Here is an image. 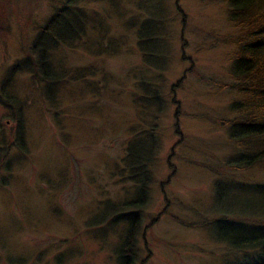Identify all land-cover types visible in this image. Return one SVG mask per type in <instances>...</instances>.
<instances>
[{"label":"rangeland","instance_id":"374dc122","mask_svg":"<svg viewBox=\"0 0 264 264\" xmlns=\"http://www.w3.org/2000/svg\"><path fill=\"white\" fill-rule=\"evenodd\" d=\"M62 1L0 0V145L12 143L15 117L24 135L0 171V264H118L120 216L132 212L137 263L253 264L257 249L224 240L227 223L264 224L252 189L264 185V158L238 168L247 151L227 133L244 98L230 76L238 30L227 1L79 0L81 33L48 51V100L31 47ZM146 15L156 33L145 52ZM151 136L140 202L121 162Z\"/></svg>","mask_w":264,"mask_h":264},{"label":"trees","instance_id":"16d2710c","mask_svg":"<svg viewBox=\"0 0 264 264\" xmlns=\"http://www.w3.org/2000/svg\"><path fill=\"white\" fill-rule=\"evenodd\" d=\"M226 1L228 21L238 30L236 37L229 40L232 44L237 45L230 67V76L235 81L236 92L244 96L243 100L236 101L230 107L235 116L229 121L227 133L228 138L238 147L246 149L247 152L238 155L236 161L239 164L238 168H245L261 162L264 158V0ZM77 3L79 0H63L61 6L53 12L42 29L38 31L32 43L31 51L35 58L34 67L39 73L40 80L45 82V96L48 100L53 98L51 83L55 79V72L48 60V51L57 43L74 40L81 33L80 30L85 25L86 16L80 10L78 11ZM146 19L145 26L137 22L140 26L139 34L142 36L140 41L142 50L146 43L152 44L156 33L153 28L156 19L152 15H146ZM154 90L157 91V89ZM157 95L156 92H153L155 99ZM15 118L12 143L0 145V171L3 170L7 174H9L10 164L9 160L4 158L9 156L11 147L18 148L21 153L23 151V127L20 119ZM142 138H135L132 143L128 144L121 162L131 174L130 180L138 187L140 202L144 201L146 196L149 182L147 166L154 148L152 136L147 140ZM139 141L146 143L145 150ZM0 180L1 183L4 182V178L0 177ZM221 187L224 189V186ZM221 187L216 186V202L221 201ZM252 189L260 200L264 201V185H256ZM137 202L132 203L136 204ZM126 206L127 204L123 203L117 205L116 208L122 209ZM110 210H114L113 207ZM133 215L134 212L120 216L122 220L127 221V227L121 236V244L116 256L118 264H142L141 261L137 263L134 249L136 216ZM259 215H264V206L263 212ZM235 224H226L228 232L224 240L229 246H235L240 250L257 249L256 257L252 259L253 264H264V224L260 223L254 226L239 224L240 227ZM234 225L235 227H233ZM1 258L5 259H3L5 264H23L26 261L23 257Z\"/></svg>","mask_w":264,"mask_h":264}]
</instances>
